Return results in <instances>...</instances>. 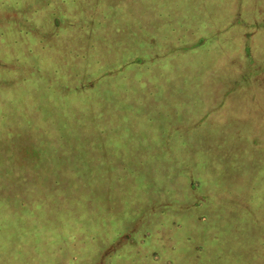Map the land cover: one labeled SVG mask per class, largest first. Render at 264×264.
<instances>
[{
  "label": "rangeland",
  "instance_id": "rangeland-1",
  "mask_svg": "<svg viewBox=\"0 0 264 264\" xmlns=\"http://www.w3.org/2000/svg\"><path fill=\"white\" fill-rule=\"evenodd\" d=\"M0 264H264V0H0Z\"/></svg>",
  "mask_w": 264,
  "mask_h": 264
}]
</instances>
